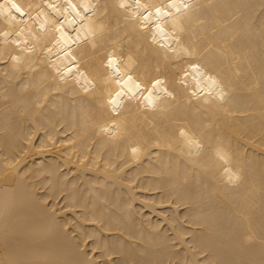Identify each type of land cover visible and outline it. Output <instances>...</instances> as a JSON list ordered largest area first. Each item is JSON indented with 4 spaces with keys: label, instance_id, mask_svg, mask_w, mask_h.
Wrapping results in <instances>:
<instances>
[{
    "label": "bare ground",
    "instance_id": "bare-ground-1",
    "mask_svg": "<svg viewBox=\"0 0 264 264\" xmlns=\"http://www.w3.org/2000/svg\"><path fill=\"white\" fill-rule=\"evenodd\" d=\"M0 264H264V0H0Z\"/></svg>",
    "mask_w": 264,
    "mask_h": 264
},
{
    "label": "snow or ice",
    "instance_id": "snow-or-ice-1",
    "mask_svg": "<svg viewBox=\"0 0 264 264\" xmlns=\"http://www.w3.org/2000/svg\"><path fill=\"white\" fill-rule=\"evenodd\" d=\"M12 7H13V8H16V11H18V12L20 11V9H19V8L17 7V5H15L14 3L12 4ZM158 82H159V81H157V83H158Z\"/></svg>",
    "mask_w": 264,
    "mask_h": 264
},
{
    "label": "clouds",
    "instance_id": "clouds-1",
    "mask_svg": "<svg viewBox=\"0 0 264 264\" xmlns=\"http://www.w3.org/2000/svg\"><path fill=\"white\" fill-rule=\"evenodd\" d=\"M133 151H135V149H133Z\"/></svg>",
    "mask_w": 264,
    "mask_h": 264
}]
</instances>
